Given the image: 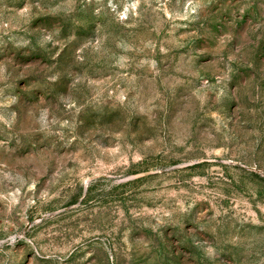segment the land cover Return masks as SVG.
<instances>
[{
	"label": "rangeland",
	"instance_id": "rangeland-1",
	"mask_svg": "<svg viewBox=\"0 0 264 264\" xmlns=\"http://www.w3.org/2000/svg\"><path fill=\"white\" fill-rule=\"evenodd\" d=\"M0 264H264V0H0Z\"/></svg>",
	"mask_w": 264,
	"mask_h": 264
}]
</instances>
